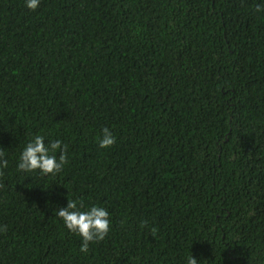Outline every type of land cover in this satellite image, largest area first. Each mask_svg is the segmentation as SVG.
Here are the masks:
<instances>
[{"label": "trees", "instance_id": "obj_1", "mask_svg": "<svg viewBox=\"0 0 264 264\" xmlns=\"http://www.w3.org/2000/svg\"><path fill=\"white\" fill-rule=\"evenodd\" d=\"M0 151V264H264V0H0ZM68 199L110 213L87 253Z\"/></svg>", "mask_w": 264, "mask_h": 264}, {"label": "clouds", "instance_id": "obj_2", "mask_svg": "<svg viewBox=\"0 0 264 264\" xmlns=\"http://www.w3.org/2000/svg\"><path fill=\"white\" fill-rule=\"evenodd\" d=\"M25 7L35 11L40 0H24ZM100 148H110L116 141L112 130L104 127L97 137ZM57 152L59 155L57 156ZM66 146L57 140H48L43 135H34L28 139L17 158L16 168L25 174L36 173L41 176L59 174L67 164ZM8 160L0 151V170L7 168ZM56 214L64 226L81 239L80 251L87 253L90 243L103 240L110 231L111 217L109 211L99 205L86 206L77 199H68L65 207L57 209ZM186 264H198L190 254L185 258Z\"/></svg>", "mask_w": 264, "mask_h": 264}]
</instances>
